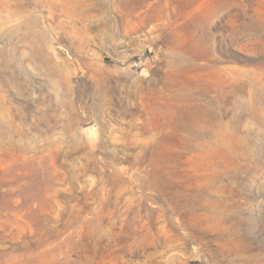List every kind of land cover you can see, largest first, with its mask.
<instances>
[{
	"label": "rangeland",
	"instance_id": "obj_1",
	"mask_svg": "<svg viewBox=\"0 0 264 264\" xmlns=\"http://www.w3.org/2000/svg\"><path fill=\"white\" fill-rule=\"evenodd\" d=\"M0 264H264V0H0Z\"/></svg>",
	"mask_w": 264,
	"mask_h": 264
},
{
	"label": "water",
	"instance_id": "obj_2",
	"mask_svg": "<svg viewBox=\"0 0 264 264\" xmlns=\"http://www.w3.org/2000/svg\"><path fill=\"white\" fill-rule=\"evenodd\" d=\"M97 124H89L86 126H83L78 129V132L82 135L88 136V137H96L97 136Z\"/></svg>",
	"mask_w": 264,
	"mask_h": 264
}]
</instances>
